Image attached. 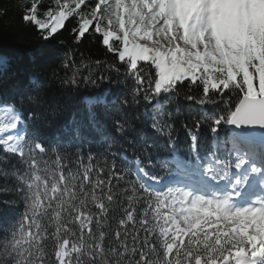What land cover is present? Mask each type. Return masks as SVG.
<instances>
[{
    "label": "snow or ice",
    "instance_id": "snow-or-ice-1",
    "mask_svg": "<svg viewBox=\"0 0 264 264\" xmlns=\"http://www.w3.org/2000/svg\"><path fill=\"white\" fill-rule=\"evenodd\" d=\"M21 8L22 20L45 41L77 17V42L90 30L99 34L134 77L131 100L123 104H139L143 93L152 106L131 117L105 91L82 97L83 112L73 110L54 128L46 113L67 112L71 93L63 106L50 100L39 73L9 85V58H3L0 87L11 94L0 103V193L14 191L23 211L17 214L15 199H0V264H264V0H94V6L27 0ZM140 62L154 76L142 75ZM64 82L80 83L75 76ZM83 82L97 84L91 73ZM184 87L185 99L202 108L214 96H235L222 114L204 116L211 119L210 146L198 135L201 121L185 126L187 156L165 119L179 113L178 105L167 109ZM114 108L119 117L109 116ZM133 119L150 121L149 128L168 137L156 164L149 149L163 145L137 130ZM222 125L230 126L223 139ZM130 133L138 140L128 139ZM117 136L147 163L114 151ZM84 143L103 151L90 149L85 163L83 152L62 150ZM190 170L195 186L184 179Z\"/></svg>",
    "mask_w": 264,
    "mask_h": 264
},
{
    "label": "trees",
    "instance_id": "trees-1",
    "mask_svg": "<svg viewBox=\"0 0 264 264\" xmlns=\"http://www.w3.org/2000/svg\"><path fill=\"white\" fill-rule=\"evenodd\" d=\"M25 2L27 0H0V70H4L3 58L6 56L9 58L6 70L9 85L17 81L25 84L31 74L39 73L46 82L42 89L44 94L50 100L55 98L61 106L68 101V93H71L73 97L72 107L67 112H63L56 117H53L51 112L46 113V119L52 122V127H59L68 121L73 110H80L78 114L83 112L85 106L80 102L82 97L103 95L105 91L110 92L109 99L112 96L117 98L120 112L128 116L134 117L144 109L151 108L152 104L143 99V93L138 97L139 104L135 106L123 104L122 101L125 98L131 100V90L136 87L135 79L126 73L116 54L108 52L102 44V37L99 34L90 30L77 42V34L73 32V29L78 26V21L77 17L73 16L65 22L63 29L59 30L53 37H50V41H45L34 25L25 24L22 20L23 10L21 5ZM43 3L48 5L50 0H43ZM87 4L94 6V0H87ZM81 10L87 11L88 8L82 6ZM96 61H100V64L97 65ZM140 63L143 64L142 75L147 77L150 73L154 76V69L143 62ZM64 64L68 66L64 67ZM90 73L97 81L96 86L83 82L84 78ZM73 76L80 83L71 84L64 82L70 80ZM187 83L186 81L185 85ZM144 87H147L146 82ZM178 91L179 96L174 97L167 110L171 111L178 105L180 111L171 118L165 117V119L173 125L172 138L177 141V146L181 149V155L187 156L191 141L185 126L193 127L196 121H201L198 135L206 140L210 146L213 140V134L209 127L211 119L205 120L204 116L211 117L213 113L222 114L221 110L225 107L224 102L230 96L231 102L234 103L235 96H232L231 93L223 98L214 96L202 108L196 100L189 101L185 99L184 94L188 92L187 87L178 89ZM10 94V87H0V103L7 102ZM29 111H31V106L25 104L24 112L27 114ZM37 111H43V109H37ZM96 111L100 113L101 109L97 108ZM120 112H117L114 108L109 113V116L115 115L119 117ZM106 123L111 130V120L106 119ZM132 123L137 130L143 129L146 131L148 136L154 138L158 145H163L162 148L149 149L153 164H156L157 156L165 154V149L168 146V137L159 135L149 128L148 124L150 121L133 119ZM225 130H229L226 125H222L219 129L221 139L224 138ZM128 139L136 141L138 137L135 133H130ZM128 139L123 136H117L119 143L114 148V151L126 150L129 162L140 156L147 163V158L138 149L134 150V144H130ZM90 149L94 153L103 151V149H97L96 146L88 143H84L79 147L65 145L62 150L67 154H73L77 151L83 152L86 163V156ZM0 155L3 154L0 153ZM107 156L108 154L106 153L104 157L97 156V158L102 160L107 158ZM44 158L47 159L48 157ZM9 159L14 162L16 157L13 156ZM116 163L119 167L123 162L117 158ZM194 163L193 161V165ZM156 171L160 172L161 175L164 174V170L160 167H157ZM134 178V176L129 177V179ZM2 183L3 181L0 180V184ZM0 199H15L17 201V214L23 211V204L14 191L7 194L0 193Z\"/></svg>",
    "mask_w": 264,
    "mask_h": 264
},
{
    "label": "rangeland",
    "instance_id": "rangeland-1",
    "mask_svg": "<svg viewBox=\"0 0 264 264\" xmlns=\"http://www.w3.org/2000/svg\"><path fill=\"white\" fill-rule=\"evenodd\" d=\"M232 170L235 171L234 169H232ZM147 182H151V181H147ZM189 183L192 184V185H194V184H193V183H194L193 180H189Z\"/></svg>",
    "mask_w": 264,
    "mask_h": 264
},
{
    "label": "water",
    "instance_id": "water-1",
    "mask_svg": "<svg viewBox=\"0 0 264 264\" xmlns=\"http://www.w3.org/2000/svg\"><path fill=\"white\" fill-rule=\"evenodd\" d=\"M230 129V126H227Z\"/></svg>",
    "mask_w": 264,
    "mask_h": 264
}]
</instances>
